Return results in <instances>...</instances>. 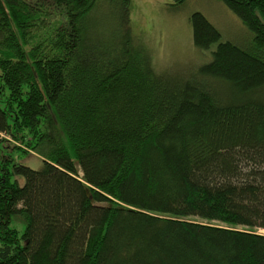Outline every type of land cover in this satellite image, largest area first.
<instances>
[{
  "label": "trees",
  "instance_id": "obj_1",
  "mask_svg": "<svg viewBox=\"0 0 264 264\" xmlns=\"http://www.w3.org/2000/svg\"><path fill=\"white\" fill-rule=\"evenodd\" d=\"M223 1L252 41L194 11L188 74L105 48L97 0H0V264H264V0Z\"/></svg>",
  "mask_w": 264,
  "mask_h": 264
},
{
  "label": "rangeland",
  "instance_id": "obj_2",
  "mask_svg": "<svg viewBox=\"0 0 264 264\" xmlns=\"http://www.w3.org/2000/svg\"><path fill=\"white\" fill-rule=\"evenodd\" d=\"M121 2L97 0L91 18L97 26L92 34L97 33L104 47H109L115 56L116 51L123 49L126 56L137 62L142 54L139 62H150L160 71L186 70L190 74L211 61L210 51L199 49L193 42L190 16L194 11L205 14L218 27L223 40L248 47L253 38L241 18L223 0H186L181 4H173L172 0H128L125 7ZM41 158L36 152L21 157L23 163L34 168L40 165ZM16 220L22 228L21 217ZM258 231L264 233L262 229Z\"/></svg>",
  "mask_w": 264,
  "mask_h": 264
}]
</instances>
